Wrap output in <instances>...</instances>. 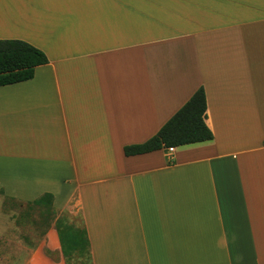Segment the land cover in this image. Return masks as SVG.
Masks as SVG:
<instances>
[{
  "label": "crops",
  "instance_id": "crops-1",
  "mask_svg": "<svg viewBox=\"0 0 264 264\" xmlns=\"http://www.w3.org/2000/svg\"><path fill=\"white\" fill-rule=\"evenodd\" d=\"M0 39L49 58L0 86L6 198L53 194L93 264H264V0H0ZM200 87L213 140L125 155ZM45 236L25 264H67Z\"/></svg>",
  "mask_w": 264,
  "mask_h": 264
},
{
  "label": "trees",
  "instance_id": "trees-1",
  "mask_svg": "<svg viewBox=\"0 0 264 264\" xmlns=\"http://www.w3.org/2000/svg\"><path fill=\"white\" fill-rule=\"evenodd\" d=\"M49 63L47 54L20 39H0V86L29 81L34 78L38 66ZM207 99L204 87H200L187 103L166 122L157 134L144 143L125 146L126 156L142 155L157 150L176 148L188 144L211 141L212 130L206 123ZM169 164H173L171 160ZM54 195L45 193L34 204L48 207L55 214ZM67 264L74 256L93 264L91 241L86 227H76L62 217L55 221ZM48 255L52 252L46 249Z\"/></svg>",
  "mask_w": 264,
  "mask_h": 264
},
{
  "label": "rangeland",
  "instance_id": "rangeland-1",
  "mask_svg": "<svg viewBox=\"0 0 264 264\" xmlns=\"http://www.w3.org/2000/svg\"><path fill=\"white\" fill-rule=\"evenodd\" d=\"M83 227L68 214L52 213L48 207L6 198L0 191V264H25L30 253L42 245L48 229L58 218ZM72 264H91L74 256Z\"/></svg>",
  "mask_w": 264,
  "mask_h": 264
},
{
  "label": "built area",
  "instance_id": "built-area-1",
  "mask_svg": "<svg viewBox=\"0 0 264 264\" xmlns=\"http://www.w3.org/2000/svg\"><path fill=\"white\" fill-rule=\"evenodd\" d=\"M171 151L173 150V147L172 148H169Z\"/></svg>",
  "mask_w": 264,
  "mask_h": 264
}]
</instances>
